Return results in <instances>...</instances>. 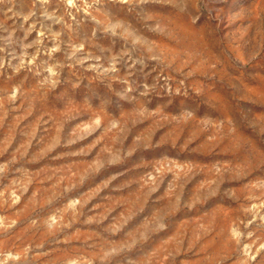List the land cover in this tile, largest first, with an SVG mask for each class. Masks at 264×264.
<instances>
[{"label":"rangeland","instance_id":"374dc122","mask_svg":"<svg viewBox=\"0 0 264 264\" xmlns=\"http://www.w3.org/2000/svg\"><path fill=\"white\" fill-rule=\"evenodd\" d=\"M0 264H264V0H0Z\"/></svg>","mask_w":264,"mask_h":264}]
</instances>
